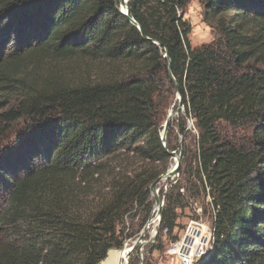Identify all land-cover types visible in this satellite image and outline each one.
<instances>
[{"label": "trees", "instance_id": "16d2710c", "mask_svg": "<svg viewBox=\"0 0 264 264\" xmlns=\"http://www.w3.org/2000/svg\"><path fill=\"white\" fill-rule=\"evenodd\" d=\"M187 2L129 0L137 27L118 0H0V264L115 259L189 119L191 188L210 187L216 231L200 264H264V0H202L215 36L199 46ZM168 61L183 111L164 146ZM120 155L142 164L110 169ZM167 182L158 234L171 235L185 187Z\"/></svg>", "mask_w": 264, "mask_h": 264}, {"label": "rangeland", "instance_id": "374dc122", "mask_svg": "<svg viewBox=\"0 0 264 264\" xmlns=\"http://www.w3.org/2000/svg\"><path fill=\"white\" fill-rule=\"evenodd\" d=\"M210 35H211V39L205 43H209L214 39L215 34L212 29ZM189 39L192 46L197 45L198 41L196 40L195 37H191L189 34ZM178 106H179L178 95L175 93L173 101L169 105L165 115L166 118L169 111L173 113L170 118L171 126H173V123L175 124L176 118L183 111L182 110L183 108H178ZM186 124L190 130L188 136H186V138H183L182 134L177 133L175 139L173 138L174 140L173 143L176 145V147L175 150H169V151L174 152L175 153L174 156L168 154V157L165 160V162H163V164L162 163L155 164L156 166H159V168H163L165 166L166 170H168L173 165H175L178 162V160L180 164L182 162V166L178 168V172L173 177L170 178V180L173 179L178 180L185 187V192H184L185 199L183 200V206L177 210L178 213L177 227L174 228L171 235L166 234L165 230L162 232V234H158V229H159V227L157 226L158 215H157V211H155L151 218V222L147 230L144 232L142 236L141 244H138L137 247L130 254L128 264H130L129 263L130 260L132 264H178L176 258L170 255L168 253V250L174 243L180 242L183 239V237L186 234V229L190 221H197V222L205 223L207 225H211V219L213 214V210L211 206L212 200L211 202H209V198H207L206 194H204L201 188L199 189L197 188V190L196 187L191 188V186L193 185L199 186L198 181L196 180V178L193 177L195 170V158H194L195 140L197 135L190 119L187 120ZM168 130H169V126H168ZM107 164L109 165L110 169L113 165H117L122 169L132 170V169H137L142 163L137 161V159L131 157L130 155H120L116 158L108 160ZM183 170L188 173L187 177L189 178L187 177L182 178L181 173ZM158 186L159 188L163 187V190L165 192L168 187L167 179H162L159 182ZM151 198L153 201L152 206H154L155 204L154 199L152 196ZM163 205H164V200H163ZM163 205L161 207V210L163 208ZM152 229H154L155 233L157 231V233L156 234L154 233V235L151 236ZM138 235H140V232ZM174 235H176L175 237H177V239L175 240H174ZM135 241L136 238L133 240H127L124 243L123 248H121L120 253H118V255H116L115 258L120 259L121 255L127 254L128 247L132 245L133 242ZM155 244H161L162 248L158 250L157 249L153 250L152 246ZM114 250L119 251L120 249H114ZM123 264H125L124 258H123Z\"/></svg>", "mask_w": 264, "mask_h": 264}, {"label": "built area", "instance_id": "2783aa9c", "mask_svg": "<svg viewBox=\"0 0 264 264\" xmlns=\"http://www.w3.org/2000/svg\"><path fill=\"white\" fill-rule=\"evenodd\" d=\"M203 192L211 202L210 187L207 183ZM215 239L216 231L212 224L190 221L183 239L174 243L168 253L176 258L178 264H200L214 250Z\"/></svg>", "mask_w": 264, "mask_h": 264}, {"label": "water", "instance_id": "95a60500", "mask_svg": "<svg viewBox=\"0 0 264 264\" xmlns=\"http://www.w3.org/2000/svg\"><path fill=\"white\" fill-rule=\"evenodd\" d=\"M128 2H129V0H118V9H119V11L122 14L127 16V18L134 25L139 27V24L135 21V19L130 14ZM164 51H165L164 56L168 58L167 49L165 48ZM168 71L170 73L171 79L174 81V83L176 85V94L178 95V100H179L178 108H183L182 103H181V91H180V88H179L175 78L172 76V74L170 72V63H169V61H168ZM172 114L173 113L171 111H169V113H168L167 117L165 118V121H164V123L162 125L163 128H162V131H161V134H160V139H161L162 144L164 146H165V140H166V135H167V130H168V124H169V121H170V118H171ZM167 153L169 155H171V156H174V154H175L174 152L169 151V150H167ZM179 164H180V162L178 160V162L175 165H173L170 169L166 170L165 172L161 173L150 184L149 190H150L151 196L154 199L155 204L151 208V211H150V213L148 215L147 221L145 222L144 226L142 227V229L140 231V235H138L136 237V241L133 242V244L128 247V252H127L126 257H125V264H128V260H129V257H130V254L132 253V251L137 247L138 244H141L142 236H143L144 232L147 230V228H148V226H149V224L151 222V218H152V216H153L155 211H158V213H159V216H158V227L160 226L161 207L163 205V197L159 195V186H158V184H159V182L162 179H168V178L173 177L178 172ZM156 233H157V231H156Z\"/></svg>", "mask_w": 264, "mask_h": 264}, {"label": "clouds", "instance_id": "9594fccd", "mask_svg": "<svg viewBox=\"0 0 264 264\" xmlns=\"http://www.w3.org/2000/svg\"><path fill=\"white\" fill-rule=\"evenodd\" d=\"M184 12L183 19L190 26V36L198 41L197 46L211 39V29L205 20V4L202 0H188L186 11L178 8V15Z\"/></svg>", "mask_w": 264, "mask_h": 264}, {"label": "bare ground", "instance_id": "6f19581e", "mask_svg": "<svg viewBox=\"0 0 264 264\" xmlns=\"http://www.w3.org/2000/svg\"><path fill=\"white\" fill-rule=\"evenodd\" d=\"M157 215L159 216L158 211H157ZM156 218H157V217H156ZM156 223H157V222H156ZM157 226H158V223H157ZM151 232H152V233H151V236L154 235V233H155L154 229H152ZM141 242H142V241H141ZM122 251H123V250H122ZM125 257H126V254H123V255L120 256V259H116V258H115V259H110V260H108L109 262H107L106 264H123V258L125 259ZM102 263H103V262H102ZM102 263H101V264H102ZM104 263H105V262H104ZM104 263H103V264H104Z\"/></svg>", "mask_w": 264, "mask_h": 264}]
</instances>
